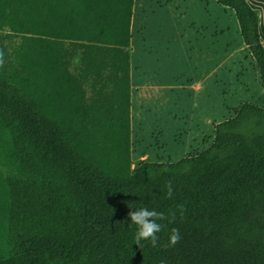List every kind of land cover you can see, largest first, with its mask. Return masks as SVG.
I'll return each mask as SVG.
<instances>
[{"label": "trees", "instance_id": "16d2710c", "mask_svg": "<svg viewBox=\"0 0 264 264\" xmlns=\"http://www.w3.org/2000/svg\"><path fill=\"white\" fill-rule=\"evenodd\" d=\"M216 2L264 93L259 11ZM133 5L0 0V264H264V95L215 123L203 150L134 166ZM131 207L168 217L158 246L136 244ZM173 228L182 238L165 247Z\"/></svg>", "mask_w": 264, "mask_h": 264}, {"label": "rangeland", "instance_id": "374dc122", "mask_svg": "<svg viewBox=\"0 0 264 264\" xmlns=\"http://www.w3.org/2000/svg\"><path fill=\"white\" fill-rule=\"evenodd\" d=\"M224 9L213 0H136L131 35L137 70L130 113L134 166L141 160L176 161L211 143L209 124L225 115L224 93L234 94L235 78L244 74L239 62L245 64L240 52L228 56V44L240 43L236 18ZM220 26L229 32L214 36ZM246 75L249 91L257 92L254 102L263 104L262 88L251 70Z\"/></svg>", "mask_w": 264, "mask_h": 264}, {"label": "crops", "instance_id": "0c3cea01", "mask_svg": "<svg viewBox=\"0 0 264 264\" xmlns=\"http://www.w3.org/2000/svg\"><path fill=\"white\" fill-rule=\"evenodd\" d=\"M164 1H170V0H164ZM210 1H212V0H210ZM213 1L216 2V0H213ZM246 1L249 3V5L252 8L257 9L259 11V36H260L261 43H262V45L264 47V0H246ZM135 2H136V0H134V5H133L130 32L132 31V22H133V18L135 17V15H134ZM221 7H222V9H224L223 6H221ZM223 12L224 13H229L230 16H232V14L234 15L233 11H231V10H229L227 8H225L223 10ZM234 17H235V15H234ZM236 21H237V19H236ZM235 29H236V31H235L236 32L235 40L237 41V43L239 41L240 45L238 47H235V46H232L231 44H228L226 49L228 51V56H232L234 54H237V52H240L242 54L243 61H245L244 62L245 64H242L241 62H239V66L241 68V71H243L244 74H243V76H241L239 78H235V81H236L235 83L237 85V88H234L232 90V92H234V94H232L230 90L227 91L228 93H226V92L224 93V94L227 95L226 96L227 100L223 103V106L225 107L226 112H225V115L223 114L220 117L221 121L231 117L233 115V109L239 103H241L242 101H246L247 100V101L254 102V100H256L257 96H255V94H257V92L254 94V92L252 93V92L249 91L248 78H247V75H246L248 70L252 71L253 77L255 78V81H256L257 85L260 86V88H261L260 75H259L258 68L255 65V61L251 58V56H250V54H249V52L247 50V46L243 42V39H242L241 34H240L238 22H237V25H236ZM226 31L229 32L227 30V27H222V26L216 27V31H214V36H222V35L225 34ZM130 46H131V48H130V55H129V64H130V102H131V89H132V81H133V71L137 70V68H136V66H135V64L133 62V59H132V54H133V51H134V47H133V43H132V35H131V38H130ZM77 61H78V58L76 57L75 60H74V63H76ZM195 87H196V85H195ZM197 88H198V86H197ZM239 93H243L241 99H237V101H231L230 97L231 96L234 97V96L238 95ZM259 95H263V92H261ZM229 100H230V102H229ZM231 102H235V103H231ZM130 113H131V109H130ZM217 122H219V120L216 119V120H213L209 124V130H208L209 132H210V126L212 127V130L214 131V125Z\"/></svg>", "mask_w": 264, "mask_h": 264}, {"label": "clouds", "instance_id": "9594fccd", "mask_svg": "<svg viewBox=\"0 0 264 264\" xmlns=\"http://www.w3.org/2000/svg\"><path fill=\"white\" fill-rule=\"evenodd\" d=\"M3 52H0V67L3 66ZM173 194V186L169 182L166 185V196L171 198ZM127 214L129 220L137 225V232L135 236L136 244L139 245L141 240L150 241L153 247L158 246L159 237L157 233L164 227L162 224L158 223V220H167L168 217L163 212H158L155 209H149L147 207L133 208ZM183 208H181V215H183ZM174 218V214H173ZM180 231L178 228L171 229V234L169 236V241L165 247L175 246L181 240ZM160 264H166V261L161 260Z\"/></svg>", "mask_w": 264, "mask_h": 264}]
</instances>
